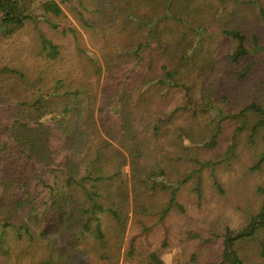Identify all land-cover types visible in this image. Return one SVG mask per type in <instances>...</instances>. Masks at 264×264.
<instances>
[{
	"label": "trees",
	"instance_id": "16d2710c",
	"mask_svg": "<svg viewBox=\"0 0 264 264\" xmlns=\"http://www.w3.org/2000/svg\"><path fill=\"white\" fill-rule=\"evenodd\" d=\"M22 35L0 264H264V0H0V46Z\"/></svg>",
	"mask_w": 264,
	"mask_h": 264
},
{
	"label": "rangeland",
	"instance_id": "374dc122",
	"mask_svg": "<svg viewBox=\"0 0 264 264\" xmlns=\"http://www.w3.org/2000/svg\"><path fill=\"white\" fill-rule=\"evenodd\" d=\"M64 12L68 16V18L75 23V21L72 19L71 15L69 14V12L67 11V9L65 7H64ZM59 29L64 30L65 25L63 23H61L59 26ZM20 39H24L23 41H25L28 39V36L22 35L21 37H15L14 39H12L10 41V46L8 44L0 46V61L2 58H9L11 55H17L18 54L19 44H20V42L18 43V41ZM84 40L86 41V45L89 48H92V49L94 48L90 39H88V37L85 35H84ZM227 169H228L227 167H225L224 165H221V166H218L216 168L215 172L220 178H223L226 181V184L231 188L237 189L240 187V188H244L247 191H251L252 187L258 183L257 175L254 173L249 174L247 172H237L236 174H232ZM123 170L125 172H127L128 166H125ZM204 179H206L208 181V179L206 177ZM230 223H232V227H236V226H238L239 221L233 215V221H231ZM233 231H240V230L235 229ZM233 231H231V232H233ZM231 232H229V233H231ZM120 264H122V260L120 261Z\"/></svg>",
	"mask_w": 264,
	"mask_h": 264
},
{
	"label": "water",
	"instance_id": "95a60500",
	"mask_svg": "<svg viewBox=\"0 0 264 264\" xmlns=\"http://www.w3.org/2000/svg\"><path fill=\"white\" fill-rule=\"evenodd\" d=\"M259 219L255 218L250 227L247 229V230H244V231H233L231 233H229L226 237V245H227V250L229 252V254L235 259V254L233 253L232 251V245H231V239L232 238H235V237H238L240 235H250L253 231V228H254V225L256 222H258Z\"/></svg>",
	"mask_w": 264,
	"mask_h": 264
}]
</instances>
